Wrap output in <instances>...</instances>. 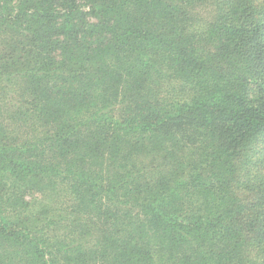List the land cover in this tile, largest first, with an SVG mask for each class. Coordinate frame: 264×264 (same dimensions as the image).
<instances>
[{
	"label": "trees",
	"instance_id": "1",
	"mask_svg": "<svg viewBox=\"0 0 264 264\" xmlns=\"http://www.w3.org/2000/svg\"><path fill=\"white\" fill-rule=\"evenodd\" d=\"M0 264H264V0H0Z\"/></svg>",
	"mask_w": 264,
	"mask_h": 264
},
{
	"label": "rangeland",
	"instance_id": "2",
	"mask_svg": "<svg viewBox=\"0 0 264 264\" xmlns=\"http://www.w3.org/2000/svg\"><path fill=\"white\" fill-rule=\"evenodd\" d=\"M202 14H203V17H206L208 15V12L207 11H203Z\"/></svg>",
	"mask_w": 264,
	"mask_h": 264
}]
</instances>
